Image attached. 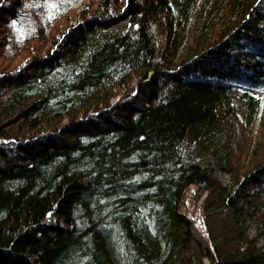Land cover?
Wrapping results in <instances>:
<instances>
[{
    "label": "trees",
    "instance_id": "obj_1",
    "mask_svg": "<svg viewBox=\"0 0 264 264\" xmlns=\"http://www.w3.org/2000/svg\"><path fill=\"white\" fill-rule=\"evenodd\" d=\"M76 2L0 0V264H264V0Z\"/></svg>",
    "mask_w": 264,
    "mask_h": 264
},
{
    "label": "rangeland",
    "instance_id": "obj_2",
    "mask_svg": "<svg viewBox=\"0 0 264 264\" xmlns=\"http://www.w3.org/2000/svg\"><path fill=\"white\" fill-rule=\"evenodd\" d=\"M76 1H77L76 3L80 4V2L82 3L83 0H76ZM85 1L87 2L88 0H85ZM90 1H92V0H90ZM95 2H97V0H93V3H95ZM85 3H83V4H85ZM53 6L54 5H52V7ZM45 8L46 9H49V8H47V6H45ZM48 12H50V10ZM43 23H44V19L39 20V21H37V24L36 23L35 24H32V27H33L34 30H36L38 27H41ZM36 32H40V30H38ZM191 228H192L193 234H194V236H195L196 239H198V235L199 234H202L205 237V227H204V224H203L202 221H200V222H193V224L191 225ZM205 264H210V259L206 258Z\"/></svg>",
    "mask_w": 264,
    "mask_h": 264
},
{
    "label": "bare ground",
    "instance_id": "obj_3",
    "mask_svg": "<svg viewBox=\"0 0 264 264\" xmlns=\"http://www.w3.org/2000/svg\"><path fill=\"white\" fill-rule=\"evenodd\" d=\"M203 222V221H202ZM204 224V223H203ZM198 242L202 245V247L204 248V250H210V252H211V254H212V256H214L215 257V254H214V251L211 249V246H210V244H209V242H208V239H207V237H206V235H205V237L202 235V234H199L198 235ZM206 258H208V257H206ZM206 258H205V260H206ZM209 259V258H208Z\"/></svg>",
    "mask_w": 264,
    "mask_h": 264
}]
</instances>
